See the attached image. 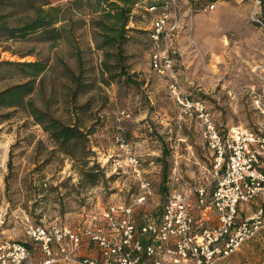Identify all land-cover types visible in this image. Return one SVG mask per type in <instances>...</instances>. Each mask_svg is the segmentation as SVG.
I'll return each mask as SVG.
<instances>
[{
  "label": "rangeland",
  "instance_id": "374dc122",
  "mask_svg": "<svg viewBox=\"0 0 264 264\" xmlns=\"http://www.w3.org/2000/svg\"><path fill=\"white\" fill-rule=\"evenodd\" d=\"M69 1L50 0L59 7ZM210 4L214 7L206 9ZM217 4L193 8L179 0L178 25L161 46L174 50V66L168 74L150 67L147 33L151 16L145 9L137 10L128 23L129 31L119 50L115 46L96 48L101 37L86 23L84 6L83 14L66 15L69 19L61 25L63 39L46 41L32 35L17 41L0 40V91L26 80L27 71L9 62L47 63L42 83L36 85L37 92L31 96L38 106H50L55 116L66 118L76 109L84 124L92 125L91 160L103 174L95 186L73 188L70 163L50 153L51 144L42 128L22 110L0 106V240L24 244L29 257L45 256L26 233L30 225L79 231L92 226L112 203L131 205L139 225L160 215L173 189L187 191L201 184L208 192L213 191L212 153L195 118L185 115L169 96L168 83L175 79L185 94L205 100L218 126L253 127L260 118L252 107L251 91L264 77V25L255 21L262 16L260 0ZM105 51L112 55L106 57ZM104 62L109 72L102 69ZM80 69L83 83L90 90L72 100L70 72ZM103 78L112 81L105 85ZM77 152L78 156L83 153L80 148ZM130 154L142 164L156 158L165 164L160 168L165 176L160 193L151 192L143 202H137L142 190L127 166ZM74 163L80 166V161ZM45 183L59 186L49 194L44 190ZM46 194L48 201L33 205L35 196ZM261 196L239 206L236 227L245 214L264 210ZM81 243L74 249L71 244L68 257L72 256L74 264H81L83 258L99 257L98 247L94 255L77 252ZM53 252L61 253L58 244H53Z\"/></svg>",
  "mask_w": 264,
  "mask_h": 264
},
{
  "label": "built area",
  "instance_id": "2783aa9c",
  "mask_svg": "<svg viewBox=\"0 0 264 264\" xmlns=\"http://www.w3.org/2000/svg\"><path fill=\"white\" fill-rule=\"evenodd\" d=\"M213 7L214 4H210L206 9ZM145 11L151 16L147 33L150 67L161 74L171 73L174 50L161 46L178 25L179 0H165L159 6L145 7ZM170 20L173 21L169 27ZM255 21L262 25L259 18ZM168 93L185 115L195 118L212 153L213 191L209 193L207 187L201 184L189 190L196 196L198 205L208 204L212 208L217 216V224L196 229L189 195L186 191L173 189L168 192L159 219H145L139 230L132 206L123 203L109 204L92 226L79 231L65 226L48 228L30 225L26 233L37 242L47 257V263L54 261L53 244H58L59 251L68 256L67 242L74 249L86 238L98 247L99 257L83 258L81 264H142L141 255L136 251H143L150 257L149 264H163L164 254H168L177 264L189 260L193 264H214L218 255H230L243 241L264 227V210L259 209L232 230L239 206L260 195L264 196V77L260 78L258 88L251 91V104L260 118L253 127L242 124L225 128L218 126L206 101L185 94L175 79L169 81ZM127 166L142 190L137 202H143L151 194V184L145 176L143 164L137 156L130 154L127 156ZM137 232L149 235L152 243L142 246L136 239ZM221 239H225L223 246L212 248ZM170 243L172 248L167 247ZM28 258L29 251L24 244L0 240V264H5L7 260L12 264H23ZM260 264H264V259Z\"/></svg>",
  "mask_w": 264,
  "mask_h": 264
},
{
  "label": "trees",
  "instance_id": "16d2710c",
  "mask_svg": "<svg viewBox=\"0 0 264 264\" xmlns=\"http://www.w3.org/2000/svg\"><path fill=\"white\" fill-rule=\"evenodd\" d=\"M187 1L193 8H197L200 4L220 0ZM163 2L149 4L145 0H70L65 7H59L53 5L50 0H0V40L17 41L32 35H39L46 41L63 39L65 36L61 25L69 19L66 15L83 14L84 6L86 13L83 15L88 17L85 20L86 23L89 24L94 34L96 32L101 37L99 42H96V48L103 50L115 46L119 50L125 33L129 31L128 23L135 17V12L150 5L159 6ZM260 5L262 8L260 21L264 25V0H260ZM105 20L113 22L107 23ZM104 55L110 57L112 54L105 51ZM117 56L120 58L119 54ZM9 64L27 71L26 80L1 90L0 106L22 110L42 128L51 144L50 153L58 154L61 161L66 159L70 163V170L78 175V182L72 185L73 188L95 186L98 178H103V174L98 165L91 160L94 155L89 145V136L94 132V128H91L92 125H85L78 112L75 111L76 109L73 111L75 114L70 116L68 114L66 118H60L54 115L50 106L37 105L35 98L31 95L37 92L36 85L42 83V75L48 68L47 63L33 61L9 62ZM101 66L104 71H110L105 62ZM82 71L80 69L76 73L70 72L72 85L70 97L72 100L90 90L87 88L88 85L83 83L85 77ZM102 81L108 85L112 79L103 78ZM78 148L83 152L80 156H78ZM162 153L163 157L165 152ZM75 160L80 161V166L75 165ZM7 165L11 168L10 160ZM47 185L45 183V186ZM57 186L49 185L44 190L50 194ZM60 197L59 199L62 200L63 196ZM33 200V205H38L39 202L48 201L49 197L48 194L42 197L35 196ZM59 204L62 205L63 202L61 201Z\"/></svg>",
  "mask_w": 264,
  "mask_h": 264
},
{
  "label": "crops",
  "instance_id": "0c3cea01",
  "mask_svg": "<svg viewBox=\"0 0 264 264\" xmlns=\"http://www.w3.org/2000/svg\"><path fill=\"white\" fill-rule=\"evenodd\" d=\"M163 1L164 0H145V2L149 4L160 3ZM182 1L188 2L187 0H182ZM217 2H218L217 5L226 4L227 0H220ZM162 162L163 161H161V159L156 158L155 160L146 161L145 164H143L145 176L150 181L151 192L153 193L155 192L160 193L161 191L160 184L161 182H163L165 177L164 173H162V171L160 172V168H162L163 167L162 165H164ZM262 167H264V164H262ZM78 179H79L78 175L76 173H73L72 181L74 182V184L78 182ZM186 192L189 195V206H190V211L194 218V227L196 229H201L204 227L215 226L217 224V216L215 212L212 210V208L208 204L205 206L198 205L196 196L192 194L190 190H187ZM211 192L212 191H209V193ZM261 197L264 198V196ZM160 215L155 216L152 219L158 220ZM245 216L246 217L244 218V220L251 217L252 215L245 214ZM141 224L136 225V228L138 230ZM235 228L236 226L234 223V227L232 228V230H234ZM136 239L139 240L142 246L152 243L150 236L147 234L142 235L140 233H137ZM224 242L225 239H221L219 242L213 244L212 248L219 249L223 246ZM167 247L172 248V243H170ZM71 250H72L71 244L67 243V251L72 252ZM77 252L87 255H94L98 253V250H97V246L93 242L84 239L81 243L80 249ZM136 254L141 255L142 264L150 263L151 258L146 256L143 251H136ZM54 256H55L54 261L47 263L46 262L47 257L40 254H34L33 256L29 257L26 260V262L23 264H74V260L71 258L72 256L70 255L68 257L65 256L64 254L57 253V255L55 254ZM262 259H264V227L260 228L252 237L243 241L242 244L236 250H234L230 255L226 257L218 255L214 264H260ZM5 264H12V263L9 260H7ZM163 264H177V263H174L172 258L168 254H164ZM178 264H193V262L189 260L187 262H180Z\"/></svg>",
  "mask_w": 264,
  "mask_h": 264
}]
</instances>
